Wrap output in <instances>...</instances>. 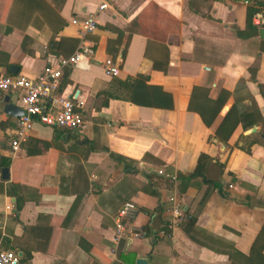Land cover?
<instances>
[{"label":"crops","instance_id":"1","mask_svg":"<svg viewBox=\"0 0 264 264\" xmlns=\"http://www.w3.org/2000/svg\"><path fill=\"white\" fill-rule=\"evenodd\" d=\"M89 16L95 55L64 71L58 93L79 106V132L35 124L12 153L4 108L16 95L0 92V251L20 264H264V247L253 252L264 234V0H0V75L35 78L69 58L83 37L74 21ZM110 59L117 77L103 70ZM138 77V106L104 105L114 79ZM202 155L219 188L177 181ZM173 198L184 219L171 231ZM128 201L143 237L111 258Z\"/></svg>","mask_w":264,"mask_h":264},{"label":"built area","instance_id":"2","mask_svg":"<svg viewBox=\"0 0 264 264\" xmlns=\"http://www.w3.org/2000/svg\"><path fill=\"white\" fill-rule=\"evenodd\" d=\"M106 6L99 7L103 11ZM80 26L81 42L74 53L67 59H59L55 65L44 66L39 76L26 78L23 76L0 75V92H11L16 95V108L23 112L22 117L16 119L15 130L9 147L12 153H16L28 141L35 124L45 125L54 129L79 132L83 126V114L79 111L73 99L59 96L60 83L64 78V71L77 67L83 60L92 59L95 51L92 46L84 41V37L93 34L97 23L95 16H89L81 22L74 21ZM104 72L110 77L120 75L119 67L113 60L103 63ZM176 198L170 199L172 218L168 223V229L173 231L183 222V214L177 207ZM137 216L135 203L125 202L114 217L115 237L112 240L114 248L109 250V256L114 258L116 246L126 239H140L143 234L133 226ZM17 254L10 250L0 251V264H20Z\"/></svg>","mask_w":264,"mask_h":264},{"label":"trees","instance_id":"3","mask_svg":"<svg viewBox=\"0 0 264 264\" xmlns=\"http://www.w3.org/2000/svg\"><path fill=\"white\" fill-rule=\"evenodd\" d=\"M255 13L256 12H252L251 10L249 11V13H248V27H252L251 19ZM124 57H125V52H123V55H122L123 59H124ZM141 80H142V77H138L135 80H132L131 78H127L125 80L114 79L111 82L109 88L100 95L101 97H103L105 99L104 105H107V103L109 101H111V99H117V100L127 101L133 105L138 106L140 103L136 100V90L138 87V83ZM246 127L247 126L245 125L244 128H246ZM208 160H209V158L207 156L202 155L200 157V159L198 160V166H197L195 172L193 173V175H189V176H180L179 175L177 177V181L181 182V184H187L191 180H193V178L202 177V179L205 182H207L208 184H213L216 188H219V186L216 183L212 182L208 178V176L205 175V172L201 173V171H200V169H201V167H203L204 163L210 162ZM217 168L219 170L222 169L220 166ZM263 230H264V228H263ZM262 240H264V234H262V236H260V238L258 240H256L255 244L253 245V252H255L257 249H259L261 252V250L264 247V241L262 242ZM19 262L20 263L22 262L21 259ZM263 262H264V259H263Z\"/></svg>","mask_w":264,"mask_h":264},{"label":"water","instance_id":"4","mask_svg":"<svg viewBox=\"0 0 264 264\" xmlns=\"http://www.w3.org/2000/svg\"><path fill=\"white\" fill-rule=\"evenodd\" d=\"M261 35H262V37H264V31L261 32ZM15 70H17V69L16 68H11L10 72L12 74L16 75L17 71H15ZM5 103H6V105H5V108H4V112L7 115H9V116H11L12 118H15V119H18V118L24 116L22 111H20L19 109H17L13 105H10V103L8 102L7 98L5 99ZM252 132H254V131H252ZM2 174H3L4 179L7 180L9 178L7 169H3L2 170ZM137 264H146V263L144 261H138Z\"/></svg>","mask_w":264,"mask_h":264}]
</instances>
